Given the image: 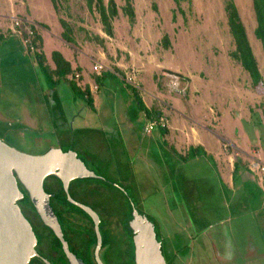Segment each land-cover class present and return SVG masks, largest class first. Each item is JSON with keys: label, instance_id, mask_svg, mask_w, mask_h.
<instances>
[{"label": "rangeland", "instance_id": "1", "mask_svg": "<svg viewBox=\"0 0 264 264\" xmlns=\"http://www.w3.org/2000/svg\"><path fill=\"white\" fill-rule=\"evenodd\" d=\"M56 1L55 10L48 0H0V4L15 5L12 16L21 21V29L30 26L37 32L41 25L59 35L62 20L70 29L72 47L89 44L101 50L93 39L101 36L103 46L111 50L122 47L140 55L145 52L155 60L165 58L172 66L186 67L206 76L211 85H220L214 92L224 97L221 105L226 115L221 119L223 130H215L225 135L223 148L225 155L235 158V171L226 170V166L222 169L213 154L204 155L200 149L185 156L158 155L154 148L144 154L142 133L134 146L115 133L96 131H71L64 141L48 123L51 115L41 98L50 75L40 72L32 52L28 53L9 30L0 39V140L30 155L52 147L73 151L96 176L123 187L125 200L114 185L90 179L103 188L94 196L106 208L100 231L108 244L107 264H124L128 259L119 220L124 201L152 223L167 264H264V178L259 180L248 169L251 159L264 165L263 89L259 85L256 91L249 90L248 76L229 57L233 45L223 0H130L132 20L121 10L125 0H113L117 14L109 38L97 12L89 11L83 0ZM233 2L264 82V61L252 34L251 0ZM103 82L107 84L108 79ZM56 83L64 109L71 89L63 78ZM100 91H104L102 87ZM77 98L85 105L80 96ZM70 109L65 114L69 121L77 111ZM137 123L135 127L141 131L143 121ZM45 183L53 186V179ZM38 241V247H44L45 240Z\"/></svg>", "mask_w": 264, "mask_h": 264}, {"label": "crops", "instance_id": "2", "mask_svg": "<svg viewBox=\"0 0 264 264\" xmlns=\"http://www.w3.org/2000/svg\"><path fill=\"white\" fill-rule=\"evenodd\" d=\"M7 5L0 4V39L7 35L10 17L16 11L13 3ZM24 11L28 16V7ZM38 26V50L47 69V73H43L50 75L47 79L48 88L44 90L41 98L51 115L48 123L60 133L61 139L67 141V135L71 131H96L103 135L115 133L134 146V142L142 133L144 154L154 148L158 155L165 152L185 156L188 153L197 154L200 149L204 155L213 154L220 161L222 169L226 166V170L235 171V158L225 155L223 148L225 135H219L215 130H223L221 119L226 115L221 105L224 97L221 99L219 94L214 92V87L220 85H211L206 76L192 73L186 67L172 66L165 58L155 60L145 55V52L140 55L139 52L126 51L121 46L120 52L119 49L111 50L108 46H103L104 40L101 36L93 38L101 50L89 44L72 47L69 45L71 41L62 39V33L56 35L44 26ZM104 34L108 38L111 35L105 32ZM52 52L58 53L70 70L64 80L68 83L71 94L66 97L69 104L64 109L61 107L63 103L59 93L54 88L58 77L53 73L55 65L51 58ZM32 56L38 66L36 57ZM95 62L104 66L99 75L92 70ZM129 68L136 70L134 80L137 87H132L123 80L124 73ZM38 69L42 72L39 66ZM74 71L79 74V86L69 80ZM165 72H174L180 76L181 86L185 90L182 98L168 90ZM104 79H108L107 84H103ZM69 81L75 85L76 91L72 89ZM100 87L104 91H100ZM249 90L252 91V88ZM77 96H80L85 105H82ZM131 97L138 109L133 105ZM70 108L77 111L69 121L65 114L70 113ZM80 110H83L82 114ZM155 115L163 116L167 127H154L148 134L144 133L143 126ZM74 120L76 122L72 129ZM139 120L143 121L141 131L135 127Z\"/></svg>", "mask_w": 264, "mask_h": 264}, {"label": "water", "instance_id": "3", "mask_svg": "<svg viewBox=\"0 0 264 264\" xmlns=\"http://www.w3.org/2000/svg\"><path fill=\"white\" fill-rule=\"evenodd\" d=\"M47 175L58 178L64 190L70 179L100 178L89 171L73 151L50 148L42 154L30 155L0 140V264H26L36 255L32 229L16 203L21 198L17 182L27 193L42 223L61 240L58 223L47 204L48 196L42 190V179ZM81 207L93 220L96 251L99 245L97 218L92 211ZM131 215L125 229L132 239L134 264H165L152 223L136 209ZM62 246L66 249L64 242Z\"/></svg>", "mask_w": 264, "mask_h": 264}, {"label": "flooded vegetation", "instance_id": "4", "mask_svg": "<svg viewBox=\"0 0 264 264\" xmlns=\"http://www.w3.org/2000/svg\"><path fill=\"white\" fill-rule=\"evenodd\" d=\"M86 168L91 171L88 167ZM48 178L53 179V186L45 185V181ZM90 179L91 178L70 179L67 182L65 190L63 189L61 181L54 176L47 175L42 179V190L48 196L47 204L58 223L61 240L53 233L51 229L42 223L36 214L27 193L18 182L16 183L17 188L21 193V198L18 199L16 203L22 216L29 223L35 237L33 249L36 255L30 257L26 264L35 262L37 264L108 263V244L104 243V237L100 231L103 217L102 215H104L106 208L102 203L95 199L96 195L94 196L97 190L99 192H103V188L95 186L92 182H90ZM93 179L104 181L107 184H111L112 186L114 185L103 178ZM114 186L119 190V195L122 197V199L126 198V193L124 192L123 187L119 185ZM70 200H72V202ZM116 205H118V203ZM81 206L92 211L97 218L96 228L99 236V245L96 251L95 248L97 244V236L94 230V223L92 218L83 210ZM133 209L134 208L132 205L130 206L126 201H124L121 207L122 215L119 216V220L121 221L120 231L125 236L124 242L126 244H124V249L128 253V259L124 261V264L128 263L130 252H132L133 255L132 239L129 237V234L125 229V224L131 218ZM65 222H69V224L66 226ZM78 228L80 230H78ZM41 238L42 240H45V245L44 247L39 248L38 240ZM62 242L65 243L66 249H64L62 246ZM130 246L131 251L129 249Z\"/></svg>", "mask_w": 264, "mask_h": 264}, {"label": "trees", "instance_id": "5", "mask_svg": "<svg viewBox=\"0 0 264 264\" xmlns=\"http://www.w3.org/2000/svg\"><path fill=\"white\" fill-rule=\"evenodd\" d=\"M49 1L52 8L55 10L57 7V1L56 0H49ZM83 1L85 3L86 8L89 11L94 10L97 12L99 22L102 26L103 31L109 35L111 33L110 22L117 14L116 6L113 0H107L105 4H103L102 0H83ZM129 1L130 0H125V5L121 8V10L128 17V19L132 20L133 11ZM177 1L178 0H175V2ZM251 8L253 11L254 21H255L254 27L252 29V34L254 38L259 42L262 58L264 61V0H251ZM223 10L225 13L227 29L233 45L232 50L229 52V57L232 60L236 61L239 67L241 68V70L246 73L249 79L250 87L253 90L256 91V88L259 85H262L263 96H264L263 78L257 67V63L252 53L251 47L249 45L244 26L239 18L233 0H223ZM60 24L63 27V32L61 35L62 39H64L65 41H71L69 37L70 34L69 27L62 20L60 21ZM37 41H38L37 34L33 30V42L36 50L32 53L36 57L37 64L42 70V72L47 73V69L43 65V57L38 50L39 44ZM163 45L166 46V41H164ZM51 58L55 65V69L53 73L58 78L65 79V76L70 72L68 64L56 52L51 53ZM69 83L72 89L76 91L77 88L75 87V85L71 81H69ZM261 117L264 122V103L261 104ZM160 253L162 255L161 251ZM129 263L134 264L132 252H130L129 255Z\"/></svg>", "mask_w": 264, "mask_h": 264}, {"label": "built area", "instance_id": "6", "mask_svg": "<svg viewBox=\"0 0 264 264\" xmlns=\"http://www.w3.org/2000/svg\"><path fill=\"white\" fill-rule=\"evenodd\" d=\"M20 22L21 21L19 19L12 16L10 18L9 31L11 34L18 37L20 43L26 49V51L34 52L36 48L33 42V30L30 26L29 27L27 26L26 29H21ZM103 69L104 66L101 63L95 62L93 64L92 70L96 75H99ZM135 74H136V70L134 68H129L124 73L123 80L132 87H137V83L134 80ZM165 77L167 78L168 89L177 95L184 96L185 90L181 86L180 76L174 72H165ZM69 80L73 81L74 84H76L77 86L80 85L79 74L76 71L70 74ZM90 92H92V90H90ZM154 127L166 128L167 123L165 118L159 115L150 117L149 120L146 122V124L143 126L142 130L144 133L148 134ZM248 169L249 171L253 172L259 180L262 177L264 178V165L261 162H259V160L251 159V161H249L248 164Z\"/></svg>", "mask_w": 264, "mask_h": 264}]
</instances>
